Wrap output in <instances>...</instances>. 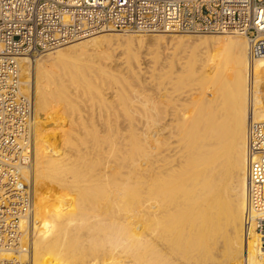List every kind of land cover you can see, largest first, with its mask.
<instances>
[{"label": "bare ground", "instance_id": "bare-ground-1", "mask_svg": "<svg viewBox=\"0 0 264 264\" xmlns=\"http://www.w3.org/2000/svg\"><path fill=\"white\" fill-rule=\"evenodd\" d=\"M97 33L49 51L35 62L36 103L28 133L32 161L28 165L1 161L16 165L21 178L34 184V205L25 214L0 216V257L9 261L17 258L8 264H23L28 259L32 264H264V228L259 230L257 221L264 218V213L249 209L247 148L249 121L264 120V55L250 57L249 41L243 33L242 38L174 35L153 36L149 41L142 35L95 36ZM135 41L137 48L133 46ZM143 43L156 45L159 54L167 56L162 59L168 60L154 67L151 80L155 81V94L147 100L150 88L145 95L144 91H132L125 82L126 87L117 88L118 83L115 88L120 102L104 99L105 128L94 122L103 132L85 126V113L72 104L67 90L50 87L49 82L58 77L48 68L56 66L59 78L67 76L72 83L78 82L75 87L79 91L83 81L91 80L85 72L81 75L79 63L80 77L86 79L79 82L76 72L78 78L73 81L76 57L94 51L96 56L102 55L101 59L109 58L124 45L126 67L136 77L139 70L133 63L139 60L137 54ZM160 48L173 50L168 53ZM198 50L201 52L196 60ZM225 54H230L229 64L223 63ZM130 55L136 58L134 62ZM192 57L197 66H188ZM32 60L22 58L26 77L23 92L32 84ZM47 61L52 65L48 67ZM178 67L208 79V83L201 87L187 83L190 77L179 74ZM215 75L220 78H215L220 86L213 82ZM129 83L135 85L134 81ZM94 87L90 86L92 94ZM48 123L57 125L62 135L46 130L43 126ZM72 129L92 136L93 142L87 143ZM127 139L136 143L134 147L131 144L134 155H130L133 151L127 154L130 146H123ZM43 187L46 194L38 190ZM6 193L1 192L0 198H8ZM218 218L219 222H213ZM218 225L224 230L216 231L224 233L222 238L218 234L215 242L209 235L216 233L213 230ZM221 239L228 252L225 263H218L216 256L209 259V253L218 251L214 253ZM220 251L217 253L223 254Z\"/></svg>", "mask_w": 264, "mask_h": 264}, {"label": "built area", "instance_id": "built-area-1", "mask_svg": "<svg viewBox=\"0 0 264 264\" xmlns=\"http://www.w3.org/2000/svg\"><path fill=\"white\" fill-rule=\"evenodd\" d=\"M103 30L240 32L249 41L250 57L257 58L264 55V0H0V194L8 192L0 198L1 218L25 214L34 205L32 183L16 165L1 162L32 161L28 133L34 104L31 93L23 92L22 58ZM247 148L249 209L264 213V120L249 121ZM15 260L0 257V264Z\"/></svg>", "mask_w": 264, "mask_h": 264}, {"label": "rangeland", "instance_id": "rangeland-1", "mask_svg": "<svg viewBox=\"0 0 264 264\" xmlns=\"http://www.w3.org/2000/svg\"><path fill=\"white\" fill-rule=\"evenodd\" d=\"M108 34H119V35H122V36H129V35H131V36H140V35H142V37L144 36V38H146L147 40L148 39H150V38H153V36H157V37H165V38H170V37H172V36H174V35H187V36H189V35H191V36H194V37H198V36H205V35H207V36H214V37H218V36H221V35H230V36H232V37H244L245 35H240V32H227V33H137V32H130V31H125V30H103V31H100V32H98L95 36H97V35H108ZM90 37V36H89ZM86 38H88V37H84V38H81V39H77V40H73V41H71V42H68V43H65V44H63V45H60L59 47L57 46V47H55V48H52V49H49V50H46V51H44V52H42L41 54H37V55H35L34 56V59L32 60V65H31V69H32V74H31V87H30V89H29V91H27V92H29V93H31V95H32V99H33V104H34V107H35V101H36V82L35 81H37V76H36V64L37 63H35V62H37V60L39 61V59H41L40 58V56L42 57V56H44V54H46L47 52H49V51H56L57 49H61V48H66V47H69L70 45H72L73 43H77L79 40H83V39H86ZM245 38L247 39V37L245 36ZM151 40V39H150ZM149 41V40H148ZM138 43L135 41V44H133V46H135V45H137ZM147 44V43H146ZM145 43H143V45L141 46V48L139 49V54H137L138 55V61H135V57L133 56V55H130L132 58L131 59H133V61L131 60V59H129V61H132V62H134L133 64H138V65H133V66H135L136 67V69H137V71L140 73H138V75L135 77V76H133V74L131 75L130 73H129V69L126 67V66H128V62H127V58H128V53L126 52V50H127V47H126V45H124V46H121V47H119V50H115V52H113L114 54H112V50L110 49V54H112V55H109V58H105V56H103V59H101L102 58V55H100L101 56V58H100V56L99 55H97V56H99V57H97L96 56V52H94V51H90L89 53L87 52L86 54H83L84 55V57H83V55H79V56H77L76 57V60H77V62L74 64L75 65V67H77L76 66V64H79L78 66L80 67V66H82L80 69V71L78 70V68L79 67H77V71H76V69H75V67H73L72 68V70L73 71H75L73 74L75 75H73L74 76V78H73V81H74V79H75V77H76V79L78 78L76 75L78 74V76L80 77V73H81V75L82 74H84V72H85V74H84V76L85 77H87V74H88V77H89V79L91 80L90 82L91 83H89V82H85V81H83V80H85V79H83V77L81 78H79V82H80V79H83L82 81L85 83V86H83V84H82V87H86V88H83V90L84 89H86V90H84L85 92H87V91H89V92H87L90 96H87L88 94L87 93H84V91H82V87L80 88V86L78 87V89H79V91H80V89H81V91H80V93H79V91L77 90V88L75 87V86H77L76 85V83L78 84V82H76V83H72V80L71 79H69L70 77H65L64 75V77H65V79H64V77L62 78H59L60 77V75L58 74L59 72H58V69H55L56 68V66H54V67H51V70L48 68V70L49 71H51V72H53V70H54V75H56L58 78H54L53 77V81L55 80V84L53 83V81L51 80V83L49 82V84H50V87L52 88V87H58V88H61V89H63L64 88V90H67V92L69 93L68 94V96L72 99V101H71V99L69 98V100L72 102V104H75L77 107H78V109L80 108L81 109V111L83 112V113H85L84 114V116L86 117L85 118V122L84 123H86L87 122V124L85 125L86 127H88L90 130H92V128H96L95 130H97L98 132H100V131H102L101 129V127L100 126H102V125H104L103 127L105 128V122H106V118H105V112H106V101L108 102V100H110V102H112V100H113V103H115L116 102V100H117V102H120V100H119V96L117 95V92H116V85L119 83V86L117 87V88H124V86L126 87V85L125 84H127L128 86V88H133L132 89V91H134V90H139V92L140 91H142V93H143V91L146 93H143V94H145V95H147L148 93H150L151 92V94L153 93V95H151V94H148V95H151L150 97H145L147 100H149V98L151 99L153 96H154V94H155V90H154V80H151V79H153L154 78V71H155V69H154V67H156L155 65H160V62L162 61V63L163 64H166L167 63V61L168 60H163V59H165L167 56H165L164 54V56L162 55V53H160L159 54V52L157 51V48H156V45H153V44H147L146 45ZM146 45V46H145ZM150 47H149V46ZM136 48H137V46H135ZM148 48V49H146V48ZM154 48V49H153ZM144 49V50H143ZM163 49V51H165V52H167L168 51V53L169 52H172V50L173 49H170V51H169V49H166V50H164L165 48H162ZM162 49L160 48V51H162ZM125 50V51H124ZM138 50V49H137ZM152 50V51H151ZM154 50V51H153ZM205 50V49H204ZM117 51V52H116ZM142 51V52H141ZM149 51V52H148ZM156 51L158 52V53H156ZM199 51V52H198ZM197 52H196V56L194 55V57H192V61L190 62V64L188 65V66H197V62H196V60H198L199 59V57L197 56L198 55V53L200 54V50H198ZM203 51V50H202ZM108 52H109V50H108ZM107 52V53H108ZM118 52H119V54H118ZM123 52V53H122ZM92 53H94L95 54V56L93 57V56H91V55H94V54H92ZM127 53V54H126ZM149 53V54H148ZM156 53V54H155ZM109 54V53H108ZM116 54V55H115ZM146 54V55H145ZM148 54V55H147ZM153 55V57H152V55ZM120 55V56H119ZM150 55V56H149ZM155 55H156V57H155ZM161 55V56H160ZM226 55V54H225ZM230 55V54H229ZM227 56L226 55V57L224 58V56H222L224 59H222V60H224V62L223 63H227V64H229L228 62V60H230V56ZM82 56V57H81ZM85 56H87V57H85ZM112 58H111V57ZM126 58H125V57ZM142 56V57H141ZM91 57V58H90ZM117 57V58H116ZM161 57V58H160ZM198 59H197V58ZM94 58V59H93ZM124 58V59H123ZM142 58H144L143 60H142ZM147 58V59H146ZM151 58V59H150ZM153 58V59H152ZM163 58V59H162ZM193 58L194 59H196V60H193ZM74 60H75V58H73ZM105 59V60H104ZM112 59V60H111ZM154 59H155V62H154ZM97 60V61H96ZM104 60V61H103ZM107 60H109L108 62H107ZM111 60V61H110ZM114 60H117V61H114ZM122 62H121V61ZM143 62H142V61ZM159 61V63H158V61ZM112 61H114V62H112ZM120 61V62H119ZM142 62V63H140V62ZM150 61H152V62H150ZM106 62V63H105ZM111 62V63H110ZM49 63H51V62H48L47 61V65L49 64ZM91 63V64H90ZM93 63V64H92ZM95 63V64H94ZM105 63V64H104ZM118 63V64H117ZM153 63V64H152ZM155 63V64H154ZM158 63V64H157ZM161 63V64H162ZM196 63V64H195ZM54 64V63H53ZM116 64V65H115ZM139 64H141V65H139ZM194 64V65H193ZM52 64H50V65H48V67L49 66H51ZM73 65V66H74ZM84 65V66H83ZM93 65V66H92ZM107 65V66H106ZM109 65V66H108ZM117 65H120V66H117ZM146 68H143V66ZM152 65H154V66H152ZM91 66V67H90ZM99 66V67H98ZM113 66V67H112ZM121 66H122V69H121ZM138 66V67H137ZM148 66V67H147ZM86 68V69H84V68ZM101 67H103V68H101ZM118 67V68H117ZM158 67V66H157ZM156 67V68H157ZM54 68V69H53ZM109 69V71H111V72H109L107 69ZM120 68V69H119ZM127 68V69H126ZM178 68H180V70H178V72H179V74H183L182 76H184L185 78H187L188 79V77H190L187 81V83H189V84H192V85H194L195 87L196 86H205L207 83H208V79H206V78H204V79H200V78H198V77H195L194 75L192 76L191 74V71H189V70H187L186 68H183V67H178ZM183 68V69H182ZM84 69V70H83ZM120 71H119V70ZM126 69V70H125ZM142 69H144L145 71H143ZM149 69V70H148ZM177 69V68H176ZM184 69H185V71H184ZM85 70H88V71H85ZM102 70H105L106 72H107V75L105 74V75H102V74H104L103 72H105V71H102ZM122 70V71H121ZM147 70V71H146ZM34 71V72H33ZM93 71H96V72H93ZM124 71V73H125V71H127L126 73H128V74H124V73H122ZM149 71V72H148ZM150 71H152L151 73H150ZM184 72V73H181V72ZM187 71V72H186ZM189 71V72H188ZM76 72H77V74H76ZM80 72V73H79ZM89 72L91 73V76H89L90 74H89ZM113 72V73H112ZM119 72V73H118ZM121 72V73H120ZM94 73H96V74H94ZM112 73V74H111ZM147 73V74H146ZM151 74V77H150V74ZM122 74H124V75H122ZM146 74V75H145ZM94 75H97V76H94ZM128 75V77H126ZM140 75V76H139ZM149 77H148V76ZM25 75H23V72H22V77L24 78L23 79V81H25V79H26V77H24ZM55 76V77H56ZM72 76V77H73ZM93 76V77H92ZM101 76V77H100ZM117 76V77H116ZM121 76V77H120ZM123 76V77H122ZM130 76V77H129ZM144 76V77H143ZM187 76V77H186ZM216 76H218V75H215V77H214V79L215 78H218V77H216ZM36 77V78H35ZM96 77H100L101 79H98V78H95ZM105 77V78H104ZM107 77V78H106ZM116 77V78H115ZM140 77V78H139ZM103 78H104V80H103ZM114 78V79H113ZM134 78H135V80H134ZM137 78V79H136ZM143 78V79H142ZM196 78H198V79H196ZM58 79H59V81H58ZM102 80V81H98V80ZM122 79V80H121ZM124 79H126V80H124ZM127 79H129V80H127ZM150 79V80H149ZM213 79V82L215 81L216 82V80L217 79H215L214 80ZM218 79H220V78H218ZM64 80V81H63ZM67 82H66V81ZM93 80H94V82H93ZM106 80V81H105ZM107 80H109V82L107 81ZM111 80V81H110ZM138 80V81H137ZM189 80H191V81H189ZM59 83H58V82ZM71 81V82H70ZM76 81H78V80H76ZM82 81H81V83H82ZM89 81V80H88ZM96 81V82H95ZM103 81H105V83L103 82ZM133 81H134V84L135 85H133L132 84V86L130 85V83L129 82H131V83H133ZM136 81V82H135ZM139 81H140V83H139ZM152 81H154V82H152ZM62 82H65L64 84H62L61 85V83ZM97 82H98V85H97ZM106 82H108V83H106ZM117 82V83H116ZM123 82H125V84L123 83ZM143 82V83H142ZM211 82H212V80H211ZM214 82V83H215ZM218 82V81H217ZM216 82V83H217ZM25 83V82H24ZM67 83V84H66ZM70 83H72V84H70ZM88 83V84H87ZM95 83V84H94ZM99 83H101L100 85H99ZM145 83V85L147 86V87H145L143 84ZM215 83V84H216ZM52 84H53V86H52ZM66 84V85H65ZM73 84H75V85H73ZM80 84V83H79ZM89 84H90V86L91 85H94L95 87V89L97 90L100 86V89H99V91L101 92H99V91H96L95 90V92H94V90H93V94H92V89H90V86H89ZM105 84H107L108 86L106 87V85ZM115 84V85H114ZM138 86H137V85ZM64 85H65V87H64ZM71 85H73V86H71ZM81 85V84H80ZM140 85V86H139ZM66 86H68L67 87V89H66ZM71 86V88H72V90H71V88H69ZM106 87V88H104V89H102L103 87ZM137 86V87H136ZM142 86V87H141ZM217 86H220V85H218V83H217ZM25 87H26V83H25ZM49 87V88H50ZM74 87H75V89H74ZM112 87V88H111ZM134 87H135V89H134ZM188 87H190V86H188ZM188 87H186L187 89H188ZM111 88V89H110ZM115 88V89H114ZM138 88H142V89H138ZM144 88V89H143ZM148 88V89H147ZM151 90H150V89ZM26 89V88H25ZM75 91H74V90ZM106 89V90H105ZM115 91H114V90ZM153 89V90H152ZM113 90V91H112ZM130 90V89H129ZM150 90V92H148ZM73 91V93H71ZM106 91V92H105ZM152 91H154V92H152ZM66 92V91H65ZM78 92V93H77ZM81 92H83V93H81ZM116 92V93H115ZM95 93V94H94ZM108 95H107V94ZM141 92H140V94H142ZM81 94V95H80ZM85 94V95H84ZM99 94V95H98ZM102 94V95H101ZM104 94H105V96H104ZM115 94V95H114ZM78 95V96H77ZM116 96V97H114V96ZM81 96H83V97H81ZM86 96V97H85ZM94 96V97H93ZM118 96V97H117ZM67 98V99H68ZM144 98V99H145ZM74 99V100H73ZM106 101H105V100ZM142 99H143V95H142ZM103 100V101H102ZM146 100V101H147ZM117 102H116V104H117ZM187 102V101H186ZM96 104V105H95ZM87 106V107H86ZM96 113V114H95ZM94 116V117H93ZM62 118H65V116L63 117V116H61ZM94 118V119H93ZM92 119V120H91ZM99 119V120H98ZM102 122H101V121ZM94 122L95 123H98V125H100V126H98L97 124H94ZM90 123H91V125H90ZM100 123V124H99ZM88 125V126H87ZM96 127H95V126ZM79 126H81V125H79ZM93 126V127H92ZM34 127V126H33ZM43 127H46V130H49V131H55V132H57L58 133V136L60 137L62 134H61V132H60V128L57 126V125H53V123H48L47 125H44ZM50 127H52V128H50ZM56 127V128H55ZM91 127V128H90ZM97 127H99V128H101L100 130L99 129H97ZM125 127H126V129H127V126L125 125ZM65 128L67 129V130H69L68 132H70V127L69 126H65ZM80 128H82V127H80ZM153 129H154V126L152 127ZM56 129H57V131H56ZM152 129V130H153ZM125 130V129H124ZM72 131H75L74 133H77L78 135H79V137H81V139H84V140H86L87 141V143L88 142H90V141H92L93 142V140H92V136H90V135H87V134H85V136H84V134H82V133H80V132H78V131H76V130H73L72 129ZM103 132V131H102ZM90 136V137H89ZM87 138V139H86ZM91 139V140H90ZM54 140V141H53ZM76 140H78V139H76ZM89 140V141H88ZM129 140H131V139H129ZM129 140L127 139L126 141H125V144L123 145V146H126L125 148L127 149L128 148V146H130L129 148H128V153L127 154H129V153H131V151H133V147H134V145L133 144H135L136 145V143L134 142H129ZM52 141L53 142H55V139L54 138H52ZM102 143H104V148H108V147H106L107 146V143H105V142H103V141H101ZM89 144H91V145H93V143H89ZM88 144V145H89ZM110 143H108V145H109ZM128 144H130V145H128ZM131 144L133 145V147L131 146ZM57 145V144H56ZM102 145V144H101ZM58 146V145H57ZM109 146H111V144L109 145ZM114 146V145H113ZM32 147H33V149H34V139H33V144H32ZM130 148L132 149V150H130ZM136 148V147H135ZM71 153V152H70ZM134 155V151H133V153H131L130 155ZM91 156V155H90ZM129 156V155H128ZM130 157V156H129ZM34 161V160H33ZM32 185H34L33 183H32ZM33 188H34V186H33ZM39 191H41L42 193H44V194H46L47 192H46V188L45 187H43V188H40V189H38ZM150 192H152V191H150ZM132 195L133 196H135L136 195V192L134 193H132ZM220 207V206H219ZM213 222H219V218L216 220V221H213ZM216 227H217V225H216ZM214 228V230H213V232H216L215 234H213V233H211V234H213V235H209V236H213L212 238H213V240L216 242L217 240H218V234H220L221 232V230L220 231H216V230H219V229H222L221 228V226L220 225H218V228ZM222 230H224V229H222ZM223 233H224V231H222ZM223 233H221L220 234V236L222 235L223 236ZM214 235H216V236H214ZM222 236L221 237H219V238H222ZM215 237H217V238H215ZM206 238H211V237H208V236H206ZM211 238V239H212ZM213 240H206L205 242L206 243H211ZM213 241V242H214ZM223 242V243H222ZM213 244V243H212ZM220 244H222V246L220 245ZM220 244H219V247L217 248H215L214 249V253L218 250H221L220 252H222L223 254H219V253H215V254H213V253H209V259L210 258H212L213 256H216L218 259H220V261H218V263H221L222 261H223V263H225V256L226 255H228V252L225 250L226 248H225V244H224V241H223V239H221V242H220ZM216 246V245H215ZM222 247H223V250H222ZM226 251V252H225ZM226 253V254H225ZM211 254V255H210ZM217 254H219V255H217ZM225 254V255H224ZM223 255V256H222ZM220 256V257H219ZM225 257V258H224ZM26 262H31V260H29L28 259V261L26 260ZM31 264H32V262H31Z\"/></svg>", "mask_w": 264, "mask_h": 264}]
</instances>
